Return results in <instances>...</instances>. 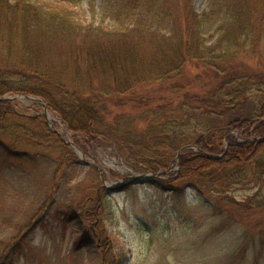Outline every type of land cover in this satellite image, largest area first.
Here are the masks:
<instances>
[{"label":"trees","instance_id":"obj_1","mask_svg":"<svg viewBox=\"0 0 264 264\" xmlns=\"http://www.w3.org/2000/svg\"><path fill=\"white\" fill-rule=\"evenodd\" d=\"M81 1L0 0V56L17 66L4 63L0 96L38 95L78 133L75 143L109 140L152 172L165 170L182 146L195 145L196 151L180 154L177 177L199 191L219 182L264 181V74L241 76L236 68L239 58L263 56L264 0H208L201 12L192 0L176 8L168 0H109L115 5L109 24L96 22L95 0H88L91 20L78 21L73 8ZM54 54L60 61L49 60ZM188 64L204 66L217 79L203 99L189 103L186 96L165 115L145 110L139 132H121L106 121L100 104L108 97L171 85ZM13 113L9 101L0 100V123ZM3 146L11 149L0 140ZM247 205L264 208V191Z\"/></svg>","mask_w":264,"mask_h":264},{"label":"rangeland","instance_id":"obj_2","mask_svg":"<svg viewBox=\"0 0 264 264\" xmlns=\"http://www.w3.org/2000/svg\"><path fill=\"white\" fill-rule=\"evenodd\" d=\"M180 1L168 5L176 8ZM94 3L96 22L111 23L115 5ZM192 5L201 12L208 0ZM73 9L81 23L91 20L88 0ZM158 24L168 28L166 19ZM50 55L51 62L60 61L58 54ZM262 55L239 58L237 75L264 74ZM6 62L17 67L0 56V72L8 69ZM18 74L6 73L9 79ZM177 80L108 97L100 104L106 121L123 127L121 132H139L147 123L141 117L145 110L165 115L186 96L189 103L203 99L217 82L197 64L186 65ZM0 97L14 110L0 123V140L11 148L0 147V264H264V208L247 205L264 191V181L219 182L199 191L177 177L179 156L196 151L193 145L151 181L126 183L152 171L109 140L75 143L78 133L38 95L8 91ZM36 113L40 119H31Z\"/></svg>","mask_w":264,"mask_h":264},{"label":"water","instance_id":"obj_3","mask_svg":"<svg viewBox=\"0 0 264 264\" xmlns=\"http://www.w3.org/2000/svg\"><path fill=\"white\" fill-rule=\"evenodd\" d=\"M19 96L26 97L25 95H14V96H12V98H19ZM2 99H5V98L0 97V100H2ZM191 147H193V145L189 144V145H184L181 148H179L178 151L176 152V159H177L179 153L182 150L187 149V148H191ZM205 155L210 157V155H208V154H205ZM156 176H159V173L158 172L155 173V174H153V173L138 174L136 176H132V177L128 178L126 183H135V182L151 181L153 179L152 177H156Z\"/></svg>","mask_w":264,"mask_h":264}]
</instances>
